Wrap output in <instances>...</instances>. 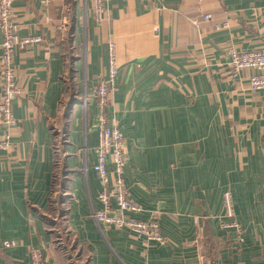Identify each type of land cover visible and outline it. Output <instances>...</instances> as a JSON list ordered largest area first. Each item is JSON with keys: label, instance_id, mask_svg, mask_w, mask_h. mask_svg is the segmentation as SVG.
I'll return each instance as SVG.
<instances>
[{"label": "crops", "instance_id": "crops-1", "mask_svg": "<svg viewBox=\"0 0 264 264\" xmlns=\"http://www.w3.org/2000/svg\"><path fill=\"white\" fill-rule=\"evenodd\" d=\"M12 13L18 35L41 41L14 52L21 94L14 127L1 128L12 148L0 149V264H30L33 247L43 264H264V89L250 88L253 70L232 76L226 54L263 49L264 0H107L100 24L91 0H14ZM110 45L107 114L124 138V183L140 207L131 217L157 221L165 245L90 217L102 206L93 93Z\"/></svg>", "mask_w": 264, "mask_h": 264}, {"label": "built area", "instance_id": "built-area-1", "mask_svg": "<svg viewBox=\"0 0 264 264\" xmlns=\"http://www.w3.org/2000/svg\"><path fill=\"white\" fill-rule=\"evenodd\" d=\"M146 3L152 0H142ZM201 1V0H198ZM14 0H0V149L10 150V134L1 131L2 127L10 129L14 127L15 120L12 115V102L21 94L16 83V69L14 65V52L41 41L38 36H20L17 26L13 22L12 4ZM107 0H91V12L95 23L100 24L105 18ZM203 18L209 20L210 14H203ZM57 29L61 30L59 26ZM259 39L264 45V27L259 33ZM229 57L228 67L232 76L242 69L253 70L249 76V86L252 90L264 89V46L263 49L241 51L234 47L226 49ZM117 61L113 45L109 48L108 77L100 80L94 88V98L98 107L96 129L98 143L96 147V160L93 171L97 175L102 190L98 194L101 203L100 209L91 211L90 217L99 225L106 224L116 229L126 228L138 237H144L148 241H154L165 245L167 239L160 233L157 221L138 220L131 214L140 211V207L129 196L124 183V168L126 157L124 152V138L117 122L109 123L107 106L108 96L114 88V79L117 74ZM81 106L85 111L88 103L86 95L80 98ZM66 142V141H65ZM56 156V168L60 165V150L53 145ZM112 168L108 170V165ZM56 177V170L55 176ZM224 216L230 219L229 225L239 229L235 221L231 193H223ZM57 242H61L58 239ZM60 244V243H59ZM62 245V242H61ZM4 246H9L4 243ZM30 264H43V257L37 248H31L29 252Z\"/></svg>", "mask_w": 264, "mask_h": 264}, {"label": "rangeland", "instance_id": "rangeland-1", "mask_svg": "<svg viewBox=\"0 0 264 264\" xmlns=\"http://www.w3.org/2000/svg\"><path fill=\"white\" fill-rule=\"evenodd\" d=\"M65 131L57 133V136H56V142L55 143H56V146L60 150V155H59V160L60 161H61V155L63 154V151H65L64 150L65 141H66V132ZM56 160H57V158H56ZM63 172H64V169L60 165L57 166V168H56V177H55V188H56V190L60 189L59 184L62 183L61 178H62ZM63 184H64V182L62 183V186H63ZM63 190H64V188H63ZM80 263H82V262H80Z\"/></svg>", "mask_w": 264, "mask_h": 264}, {"label": "trees", "instance_id": "trees-1", "mask_svg": "<svg viewBox=\"0 0 264 264\" xmlns=\"http://www.w3.org/2000/svg\"><path fill=\"white\" fill-rule=\"evenodd\" d=\"M55 170H56V167H55V169H54L53 180H54V176H55ZM54 181H55V180H54Z\"/></svg>", "mask_w": 264, "mask_h": 264}]
</instances>
